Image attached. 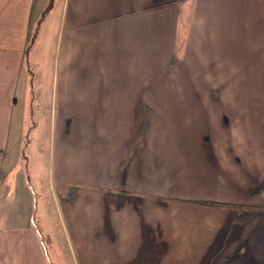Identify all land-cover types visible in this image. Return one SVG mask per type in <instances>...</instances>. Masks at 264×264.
<instances>
[{"label": "crops", "instance_id": "0c3cea01", "mask_svg": "<svg viewBox=\"0 0 264 264\" xmlns=\"http://www.w3.org/2000/svg\"><path fill=\"white\" fill-rule=\"evenodd\" d=\"M262 205L264 0H0V264H264Z\"/></svg>", "mask_w": 264, "mask_h": 264}, {"label": "rangeland", "instance_id": "374dc122", "mask_svg": "<svg viewBox=\"0 0 264 264\" xmlns=\"http://www.w3.org/2000/svg\"><path fill=\"white\" fill-rule=\"evenodd\" d=\"M31 118H32V116H30V117L28 116V121L26 123H24L23 130H24V134L26 135V137L31 138L30 149H31V151H33L35 148V132H36V130H34L35 123H32ZM32 130H34V131H32ZM33 138H34V140H33Z\"/></svg>", "mask_w": 264, "mask_h": 264}, {"label": "trees", "instance_id": "16d2710c", "mask_svg": "<svg viewBox=\"0 0 264 264\" xmlns=\"http://www.w3.org/2000/svg\"><path fill=\"white\" fill-rule=\"evenodd\" d=\"M208 203H215V202H209L208 201ZM222 204V203H221ZM254 207H259V206H254ZM264 206L262 205V206H260V208H263Z\"/></svg>", "mask_w": 264, "mask_h": 264}]
</instances>
